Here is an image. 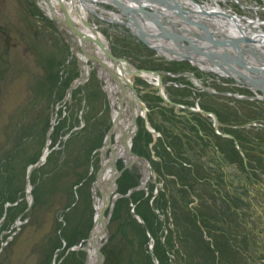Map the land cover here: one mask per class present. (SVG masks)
I'll use <instances>...</instances> for the list:
<instances>
[{
    "label": "rangeland",
    "instance_id": "374dc122",
    "mask_svg": "<svg viewBox=\"0 0 264 264\" xmlns=\"http://www.w3.org/2000/svg\"><path fill=\"white\" fill-rule=\"evenodd\" d=\"M248 1L264 6V0ZM226 5L241 11L235 3ZM257 13L264 17V10ZM101 31L117 57L156 70L171 101L197 102L211 111L221 132L236 136L243 150L214 133L207 116L163 101L156 87L133 75L146 120L160 135L154 137L137 117L132 150L149 160L159 187L149 182L148 195L144 190L127 195L140 173H120L101 264H264V184L253 182L242 166L246 161L264 177V103L251 99L248 88L226 85L231 78L217 82L202 72L195 75L202 85L223 94L196 91L189 77L168 73L192 71L187 62L157 55L122 24ZM72 46L39 0H0V264H86L85 251H66L83 244L93 224L97 148L112 109L96 69L64 100L81 71ZM251 118L263 125L246 129L250 139L231 128ZM206 143L207 160H195L191 153ZM46 144L49 153L31 172L27 196V167ZM122 167L120 159L117 168Z\"/></svg>",
    "mask_w": 264,
    "mask_h": 264
},
{
    "label": "water",
    "instance_id": "95a60500",
    "mask_svg": "<svg viewBox=\"0 0 264 264\" xmlns=\"http://www.w3.org/2000/svg\"><path fill=\"white\" fill-rule=\"evenodd\" d=\"M44 1L49 7L52 20L59 26V28L63 30H66V27L70 28L69 33L73 37H77V39L81 41V45L85 42H87L88 44H96L101 48L104 55L107 56L106 57L103 55L105 59L109 58L114 60V63L110 68L109 65L105 67L108 70L110 77L117 84V86H119L118 98H120L119 103H121V105L119 104V108L127 104V107H129V109H131L132 111L131 115L134 120L133 122L135 123L137 112L133 109V104H137L138 102L143 103V101L138 97L133 83H131L127 78L123 76L121 77L122 73H117V68L120 66L123 67L124 65L125 68H127L132 74H135L136 76H139L140 73L144 71H147L151 74L156 72L149 69L135 68L127 60L116 57L106 40H97L92 36L85 35L82 32L83 30H81V25H79V22L74 21L75 18L73 19L71 18V16H69V12L70 14L77 12V3H75V5L72 4L70 11H68L65 7V3L68 4L69 1L71 3V0H58L62 3H60L57 8H55L54 1ZM77 2H80V0H78ZM85 2H99L100 4H107L109 6L118 7L120 10H122L124 16H127L128 18L131 17L133 19L129 24V28L131 29L132 33L137 36V38L142 43L152 48L158 54L166 56L162 51H167L171 53V56L168 57L170 59H184L201 70L224 73L234 78L237 82L252 86L253 89H257L261 93V98L264 101V56H262V54H258L256 50H252L253 47L249 45V43L257 41L258 38L253 39L242 36H222L216 31H212L210 28L206 27V25L198 20L195 14H193V11L184 10L177 0H85ZM60 7L65 9V11L60 12L58 15H56L57 13L54 11H59ZM139 20L145 25L147 24L152 26V29L157 30V35L159 34L161 38L166 40V43H159V41H157L159 37L157 38V36L151 34L149 31L139 28ZM192 39H194L195 41H193ZM243 44L247 45V47L243 48L241 46ZM81 51L85 53L86 50L81 47ZM87 56H89V61L91 62L92 67H95L94 61H98L101 65H103L96 58H92L90 57V55ZM199 63L207 64L211 67L204 69L199 66ZM75 80H73L68 87L69 94L65 99H68L70 97L72 89L77 86L78 83ZM126 92H128L129 95L127 101L125 99H121L123 98V94H125ZM158 95L164 101L175 104L174 102L169 101L165 97V95H163L159 91ZM108 103L112 108L109 98ZM204 113L208 114V112L206 111H204ZM114 125L115 121L114 119H112L111 124L104 136V142L98 148L99 153L104 150L106 142H110V138L114 130ZM51 129L52 128H50L49 133L51 132ZM134 133L135 129H128V132L125 133L126 135L124 142L127 145V149L134 157L144 159L146 161L148 169L152 170L147 158L135 154L131 150V143L127 142L128 140L130 141ZM43 161L44 158L40 157L36 162L28 166L27 181L33 169L41 165ZM101 171L102 167L98 166L95 173L94 186H96V188L98 189L100 196H104L108 200L104 205L103 210L101 211L100 216L103 217V214L105 215V210L108 206L111 210L113 202H109L110 195L112 193L110 188L105 189V187L102 186L98 181ZM155 184L156 186L158 185L156 182ZM136 189H138L137 186L132 187L127 190L126 194H130ZM26 191L29 192V190ZM110 210L108 212V215L106 216V221L108 219ZM134 216L141 224L145 226V223L140 216H138L136 213H134ZM106 221H104V223L102 224L105 230V234ZM90 237L91 234L89 232L84 244L85 251L88 252V249L93 246V248L97 252V264H101L103 258L101 252V243L97 240H94L93 242L91 241L92 243L90 244L88 241Z\"/></svg>",
    "mask_w": 264,
    "mask_h": 264
},
{
    "label": "bare ground",
    "instance_id": "6f19581e",
    "mask_svg": "<svg viewBox=\"0 0 264 264\" xmlns=\"http://www.w3.org/2000/svg\"><path fill=\"white\" fill-rule=\"evenodd\" d=\"M41 4L42 1L39 0ZM54 2L55 8H57L60 3L58 0H55ZM64 1V0H62ZM78 0H71V3L69 1L68 4L65 3V7L68 11H70L72 4L75 5L77 3L76 8L78 9L77 12L71 13L69 12V16L71 18H75L74 21H79V24L82 25L83 33L87 36H92L96 38L97 40H106L105 35L101 31V26L105 25H111V24H122L125 27L129 28V24L131 20H133L131 17L128 18L127 16H124L122 10H120L116 6H109L103 8V6L100 5L99 2H85V0H80V2H77ZM180 2V4L186 9L191 10L195 15L202 20L206 27L212 28V31H216L222 36L225 37H249V38H259L255 42L249 43L250 46H253L252 50H256L258 54H262L264 56V30L263 25L261 24L262 19L259 18H248V17H242L241 15H234L233 12L230 11V9L226 7H222L217 4V1L220 0H210V2H206L204 4H199L194 2L193 0H177ZM82 2V3H81ZM52 3V1H51ZM238 4L241 5V3L238 2ZM44 5V4H43ZM53 5V3H52ZM244 9H246L244 6H242ZM45 11H49L48 5H44ZM248 9L256 8L255 6H248ZM65 9L60 7L59 11H54L58 15L60 12H64ZM223 11L226 14H228L227 17H222L217 15L216 12ZM55 15V16H56ZM103 22V25L101 24ZM106 23V24H105ZM139 28H142L143 30L149 31L151 34L157 36L159 43H166V40L160 37V35H157V30L152 29L150 25H145L140 20L138 21ZM65 28V27H64ZM68 33L70 32V28H65ZM66 30H63L64 32H67ZM195 41L194 39H192ZM250 41V40H249ZM197 42V41H196ZM156 43V41H155ZM73 47L76 50L78 54V60L80 65V73L79 76L76 78L75 81H77V85H80L84 83L87 78L89 77L91 71L93 68H91V64L89 63V56L92 58H96L99 60L103 65H101L98 61H94L95 67L94 69H97L98 74L103 81L104 90L110 99L111 105H112V113H111V120L114 119L115 125L114 130L112 133V136L110 138V142L105 144L104 150H102L100 153L98 152L99 156V166L102 167V171L99 176V183L105 187V189H109L112 191L110 195L109 202H114L120 197V194L117 192V178L121 173V170L117 168V164L119 160H122L123 167L125 169H138L140 173V179L137 183V190H143L148 187L149 182L155 181V173L152 170H149L146 161L142 158L134 157L129 150L127 149V145L124 142L125 139V133L129 130L135 129L137 131V125L133 122L132 118V111L127 107L128 105L125 104L121 108H119L120 98H118V89L119 86L113 81V79L110 77L108 70L105 66L109 65V68L114 63V60L112 59H105L104 53L101 50V48L96 44H88L87 42L83 43L81 45V41L77 39V37H73ZM81 47L84 48L86 51L85 53L81 51ZM167 57L171 56L170 52L162 51ZM104 55V56H103ZM107 57V56H106ZM105 64V65H104ZM199 66L206 69L211 67L207 64L199 63ZM214 68V67H213ZM121 72V77L127 78L132 83V76L135 74H132L125 66L123 65L117 68V73ZM139 77L144 78L148 82H150L154 87L158 89L160 93L164 95V88H165V82L162 80L161 76L155 74V73H149L147 71H144L140 73ZM194 79V78H193ZM195 84L199 85L201 84L199 80L194 79ZM68 92H66L65 97H68ZM128 92L123 94V98L127 101L128 98ZM146 106L138 102L137 104H133V109L137 112V116L135 117H143L144 120L146 119L147 115V109ZM56 111V110H55ZM145 126L146 128L151 126L146 122L145 120ZM157 135V134H155ZM130 138V137H129ZM130 143V141H127ZM48 144H46L40 156L42 158H46L48 155ZM26 190H31V186L28 183L26 185ZM109 191V190H108ZM93 194V207H94V218H93V224L90 230L91 237L89 238V243L91 244L94 240L99 241L101 243L104 235L105 230L103 228V223L106 221V215L103 214V217L101 215V211L104 208V205L107 203V199L103 196H99L97 192L96 186L92 189ZM109 204V203H108ZM109 206L106 208V211H108ZM260 211L264 212L263 209H260ZM92 241V242H91ZM80 246V247H79ZM73 245L71 247V251L76 250H83L85 251L84 244L81 245ZM86 252V251H85ZM97 252L91 246L88 249V252L86 254V264H97L98 257Z\"/></svg>",
    "mask_w": 264,
    "mask_h": 264
},
{
    "label": "flooded vegetation",
    "instance_id": "af4514ba",
    "mask_svg": "<svg viewBox=\"0 0 264 264\" xmlns=\"http://www.w3.org/2000/svg\"><path fill=\"white\" fill-rule=\"evenodd\" d=\"M197 72H199V70H197V69H195L194 70V73L196 74ZM0 81H1V74H0ZM228 85V84H227ZM229 86H231V85H229ZM0 93H1V85H0ZM222 93V92H221ZM208 120V119H207ZM237 130H240V132L242 133V131L243 130H241V128H237ZM193 138V137H192ZM192 140V139H191ZM186 143V142H185ZM191 143H192V145H193V140L191 141ZM200 146V148H201V150L199 151H197L196 152V154H194V153H191V156L196 160V159H201L202 160V158H203V156L204 155H206V146L208 145V143H206L205 145H201V144H199ZM204 146V147H203ZM207 158V157H206ZM209 158V157H208ZM252 179H254L255 177H254V174H252L251 173V176H250Z\"/></svg>",
    "mask_w": 264,
    "mask_h": 264
}]
</instances>
